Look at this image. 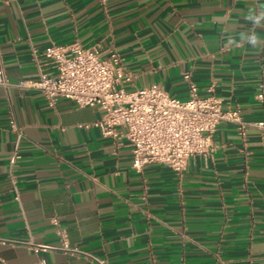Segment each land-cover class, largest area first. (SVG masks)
<instances>
[{
	"label": "crops",
	"instance_id": "obj_1",
	"mask_svg": "<svg viewBox=\"0 0 264 264\" xmlns=\"http://www.w3.org/2000/svg\"><path fill=\"white\" fill-rule=\"evenodd\" d=\"M74 42L117 51L128 90L185 100L190 72L245 131L222 121L184 170H136L99 106L32 85L46 47ZM1 67L0 264H264V0H0Z\"/></svg>",
	"mask_w": 264,
	"mask_h": 264
},
{
	"label": "built area",
	"instance_id": "obj_2",
	"mask_svg": "<svg viewBox=\"0 0 264 264\" xmlns=\"http://www.w3.org/2000/svg\"><path fill=\"white\" fill-rule=\"evenodd\" d=\"M44 54L54 71L45 70L36 58L39 78L32 85L51 106L61 98L72 99L80 106H99L103 114L96 125L111 136L117 135L119 127L124 129L136 170L156 162L182 171L192 155L209 151L212 134L222 121L235 122L241 132L246 129L240 110L224 107L223 100L213 93L201 95L190 72L183 75L189 83L190 96L182 100L156 84L126 89L121 84L132 82L133 75L115 50L104 57L97 44L84 47L79 42L53 43ZM6 81L1 67L0 83ZM258 125L264 126V121ZM59 233L62 248L75 250L65 231L61 229ZM94 259L96 264H108L105 259Z\"/></svg>",
	"mask_w": 264,
	"mask_h": 264
},
{
	"label": "clouds",
	"instance_id": "obj_3",
	"mask_svg": "<svg viewBox=\"0 0 264 264\" xmlns=\"http://www.w3.org/2000/svg\"><path fill=\"white\" fill-rule=\"evenodd\" d=\"M253 43H255V40L253 39V41H252Z\"/></svg>",
	"mask_w": 264,
	"mask_h": 264
}]
</instances>
